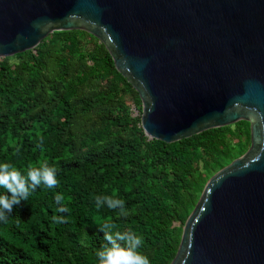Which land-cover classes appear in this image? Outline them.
<instances>
[{
    "label": "trees",
    "instance_id": "trees-1",
    "mask_svg": "<svg viewBox=\"0 0 264 264\" xmlns=\"http://www.w3.org/2000/svg\"><path fill=\"white\" fill-rule=\"evenodd\" d=\"M16 56L0 60V162L25 173L46 163L58 185L39 186L0 223V264H98L106 242L97 226L106 221L141 234L151 264H170L208 180L248 149L250 123L235 125L246 139L235 126L174 143L150 139L138 92L86 31L54 32ZM113 194L128 217L96 209L97 195ZM61 206L68 211L57 212Z\"/></svg>",
    "mask_w": 264,
    "mask_h": 264
},
{
    "label": "water",
    "instance_id": "water-1",
    "mask_svg": "<svg viewBox=\"0 0 264 264\" xmlns=\"http://www.w3.org/2000/svg\"><path fill=\"white\" fill-rule=\"evenodd\" d=\"M70 30L106 46L150 139L250 123V148L208 180L170 264H264V0H0V57Z\"/></svg>",
    "mask_w": 264,
    "mask_h": 264
},
{
    "label": "clouds",
    "instance_id": "clouds-1",
    "mask_svg": "<svg viewBox=\"0 0 264 264\" xmlns=\"http://www.w3.org/2000/svg\"><path fill=\"white\" fill-rule=\"evenodd\" d=\"M56 168L41 163L37 166H29L25 172L19 170L14 164L0 162V223H7L13 209L27 202L30 195L39 186L47 189H55L58 185ZM55 202L62 204L64 197L60 193L55 194ZM97 210L106 207L117 212L119 217H128L129 209L123 199L115 198V194L97 195L95 197ZM68 209L61 206L59 213H65ZM53 221L60 224L63 216L53 215ZM103 232L104 243L95 253L98 264H151L150 258L141 250L144 244L143 236L129 230H114L111 222H103L98 226Z\"/></svg>",
    "mask_w": 264,
    "mask_h": 264
},
{
    "label": "rangeland",
    "instance_id": "rangeland-1",
    "mask_svg": "<svg viewBox=\"0 0 264 264\" xmlns=\"http://www.w3.org/2000/svg\"><path fill=\"white\" fill-rule=\"evenodd\" d=\"M16 55H17V54L12 55V56H8V57H0V60H3V59H9V58H10V60H11L12 63H16V62L18 61V57H17ZM132 107H133V113H134L135 116L138 115V114H140V111L137 109V107H136L135 105H133ZM139 109H140V108H139ZM237 123H238V122H237ZM237 123L232 124V125H229V126H235ZM234 129H235V131H236L237 134H240V135L242 136L241 139H246V137H247L246 135H247V133H248L247 130H243V129H241V128L238 127V126H235ZM234 141H238V139L235 137V138H234ZM250 146H251V141L248 142V144H247V148L249 149ZM248 149H247V150H248ZM247 150H246V151H247ZM177 224H180V223L178 222Z\"/></svg>",
    "mask_w": 264,
    "mask_h": 264
}]
</instances>
